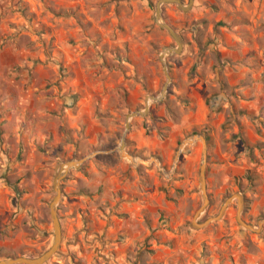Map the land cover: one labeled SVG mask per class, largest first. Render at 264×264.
<instances>
[{"label":"rangeland","instance_id":"374dc122","mask_svg":"<svg viewBox=\"0 0 264 264\" xmlns=\"http://www.w3.org/2000/svg\"><path fill=\"white\" fill-rule=\"evenodd\" d=\"M158 1L0 0V260L52 246L56 167L91 156L61 182L62 240L45 264H264V227L240 226L236 199L192 226L202 143L176 159L208 138L198 223L236 193L245 222L264 219V0L165 4L184 47L166 56V97L126 131L177 45Z\"/></svg>","mask_w":264,"mask_h":264},{"label":"water","instance_id":"95a60500","mask_svg":"<svg viewBox=\"0 0 264 264\" xmlns=\"http://www.w3.org/2000/svg\"><path fill=\"white\" fill-rule=\"evenodd\" d=\"M194 0H189L188 4H184L182 0H159L156 4V9H155V15L154 19L155 22L158 24L160 28L165 29L176 41L177 45L176 47H166L162 51L160 55V61L163 64L164 72L166 75V82L163 86V89L160 93L159 96L157 97H150L146 101V107L143 111H136L133 112L131 115L127 117L126 121V131L129 129V119L137 116V115H145L149 112V99H152L153 101L156 102H161L167 95L168 87L171 83V76L168 71L167 63H166V56L170 54H179L183 47H184V39L183 37L170 25L168 24L163 17V6L165 4H174L176 5L180 10L187 12L189 11L192 6H193ZM200 141L202 143V151H201V163L199 167V182L201 185V190H202V196H203V203L200 206V208L197 210L194 219L192 221V226L194 227V223H196L197 226L195 227H204L207 226L209 223L213 221H218L220 220L228 207L232 204L233 200H237L238 204V209H237V215L236 219L239 223L240 226H242L245 229L252 230L259 232L262 230L264 227V219L261 220L258 223L257 228L252 226L251 224H248L242 219V210H243V197L241 194H233L231 197H229L224 204L222 205L219 213L217 216L210 218L206 220L203 223H198L197 219L205 212L206 208L209 205V196L207 193V183H206V163H207V140L204 136L202 135H194L191 138L185 140L180 146L177 151V156L176 159H178L179 155L182 153V151L189 145L194 144L195 142ZM126 146V140H125V135L122 138L121 144L118 147L119 150H124ZM125 155V154H124ZM91 156H86L84 158L78 159V160H69L67 162H63L57 165L55 174H54V179H53V189L55 192L54 198L50 204V215L53 223V229H54V241L52 246L42 255L35 257V258H30V257H15V258H8V259H3L0 260V264H45L47 263L52 257H54L59 249H60V244L62 240V229L61 225L59 222V216H58V205L61 199L62 195V190H61V182L67 172L72 169V168H79L81 165H83ZM156 163L158 161L155 160ZM149 163V162H148Z\"/></svg>","mask_w":264,"mask_h":264},{"label":"bare ground","instance_id":"6f19581e","mask_svg":"<svg viewBox=\"0 0 264 264\" xmlns=\"http://www.w3.org/2000/svg\"><path fill=\"white\" fill-rule=\"evenodd\" d=\"M149 100H150V99H149ZM118 150H119V149H118ZM119 151H120L121 153L123 152V150H122V151H121V150H119ZM194 226H197V225H196V223H194Z\"/></svg>","mask_w":264,"mask_h":264},{"label":"trees","instance_id":"16d2710c","mask_svg":"<svg viewBox=\"0 0 264 264\" xmlns=\"http://www.w3.org/2000/svg\"><path fill=\"white\" fill-rule=\"evenodd\" d=\"M212 111V110H211ZM206 140H208V138L205 136Z\"/></svg>","mask_w":264,"mask_h":264}]
</instances>
